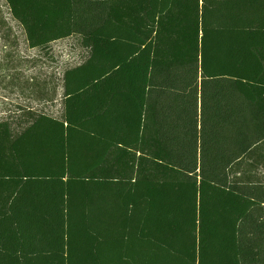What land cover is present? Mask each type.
Returning a JSON list of instances; mask_svg holds the SVG:
<instances>
[{
    "label": "trees",
    "instance_id": "obj_1",
    "mask_svg": "<svg viewBox=\"0 0 264 264\" xmlns=\"http://www.w3.org/2000/svg\"><path fill=\"white\" fill-rule=\"evenodd\" d=\"M7 2L89 56L0 123V264H264V0Z\"/></svg>",
    "mask_w": 264,
    "mask_h": 264
},
{
    "label": "rangeland",
    "instance_id": "obj_2",
    "mask_svg": "<svg viewBox=\"0 0 264 264\" xmlns=\"http://www.w3.org/2000/svg\"><path fill=\"white\" fill-rule=\"evenodd\" d=\"M88 56L77 35L31 48L7 0H0V123H10L17 135L39 115L62 119L65 72ZM250 162V158L244 159L241 167L248 168ZM261 162L251 172L254 181L264 183Z\"/></svg>",
    "mask_w": 264,
    "mask_h": 264
}]
</instances>
